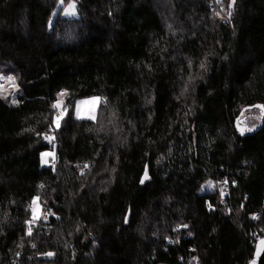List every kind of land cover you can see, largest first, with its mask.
<instances>
[{
	"label": "trees",
	"instance_id": "16d2710c",
	"mask_svg": "<svg viewBox=\"0 0 264 264\" xmlns=\"http://www.w3.org/2000/svg\"><path fill=\"white\" fill-rule=\"evenodd\" d=\"M0 76V264L253 259L264 0H0Z\"/></svg>",
	"mask_w": 264,
	"mask_h": 264
},
{
	"label": "rangeland",
	"instance_id": "374dc122",
	"mask_svg": "<svg viewBox=\"0 0 264 264\" xmlns=\"http://www.w3.org/2000/svg\"><path fill=\"white\" fill-rule=\"evenodd\" d=\"M73 5V4H72ZM75 5V10H74V14L73 13H69V7H67L64 12L63 15L65 17H76L77 14V9H76V4ZM0 85H3V88L0 90H6L8 89L10 86H13V82L9 81L7 77L5 76H0ZM100 103L101 100L98 97L95 98H90V99H85V100H80L77 102L76 104V108H75V117L77 119H82V120H95L97 118V114H98V110L100 107ZM63 102L62 100L59 101V103L57 104L58 110L60 111V108L62 107ZM258 123V121L256 122V120H252V124L248 126V130L254 126H256V124ZM57 126H59V121L57 122ZM48 154V155H45ZM53 156V152H47L43 154V158H44V162L48 163L50 160V157ZM217 181L210 179L202 188L203 193H219L221 196H224L223 193L219 192L216 189V184ZM34 218L38 219V218H46V215H44V213L41 211V208L39 207V203L38 200L35 201L34 207Z\"/></svg>",
	"mask_w": 264,
	"mask_h": 264
},
{
	"label": "water",
	"instance_id": "95a60500",
	"mask_svg": "<svg viewBox=\"0 0 264 264\" xmlns=\"http://www.w3.org/2000/svg\"><path fill=\"white\" fill-rule=\"evenodd\" d=\"M49 142V140H47ZM131 216V211H129V215L127 217V224H129ZM264 241V238L260 239L256 243L255 253L253 259L249 262V264H264V244L261 242Z\"/></svg>",
	"mask_w": 264,
	"mask_h": 264
},
{
	"label": "built area",
	"instance_id": "2783aa9c",
	"mask_svg": "<svg viewBox=\"0 0 264 264\" xmlns=\"http://www.w3.org/2000/svg\"><path fill=\"white\" fill-rule=\"evenodd\" d=\"M229 15L232 17V13L230 12ZM216 189L223 193L224 196H229L231 195V189H232V184L227 181V180H220L216 184Z\"/></svg>",
	"mask_w": 264,
	"mask_h": 264
},
{
	"label": "snow or ice",
	"instance_id": "6c2138e0",
	"mask_svg": "<svg viewBox=\"0 0 264 264\" xmlns=\"http://www.w3.org/2000/svg\"><path fill=\"white\" fill-rule=\"evenodd\" d=\"M74 10H75V5H74V4H73V5H70V6H69V10H68L69 13H73V14H74ZM0 79H2V78H0ZM12 79H13V78H11V77L8 78V80H9L10 82L12 81ZM2 88H3V85H0V89H2ZM242 131H243V130H242ZM45 155H48V154H45ZM261 243L264 244V241H262Z\"/></svg>",
	"mask_w": 264,
	"mask_h": 264
}]
</instances>
